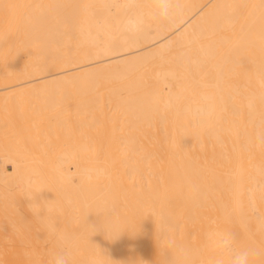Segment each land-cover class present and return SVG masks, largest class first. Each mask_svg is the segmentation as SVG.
I'll return each instance as SVG.
<instances>
[{"label":"bare ground","instance_id":"6f19581e","mask_svg":"<svg viewBox=\"0 0 264 264\" xmlns=\"http://www.w3.org/2000/svg\"><path fill=\"white\" fill-rule=\"evenodd\" d=\"M1 102L0 264H264V0H0Z\"/></svg>","mask_w":264,"mask_h":264},{"label":"clouds","instance_id":"9594fccd","mask_svg":"<svg viewBox=\"0 0 264 264\" xmlns=\"http://www.w3.org/2000/svg\"><path fill=\"white\" fill-rule=\"evenodd\" d=\"M233 237L227 234L220 242V247L229 254L228 264H249L250 252L248 250H236L232 246ZM50 264H70V256L66 252H58L51 258ZM211 264H225L222 257L211 261Z\"/></svg>","mask_w":264,"mask_h":264},{"label":"rangeland","instance_id":"374dc122","mask_svg":"<svg viewBox=\"0 0 264 264\" xmlns=\"http://www.w3.org/2000/svg\"><path fill=\"white\" fill-rule=\"evenodd\" d=\"M34 98H35L36 101H37V98H36V97H34ZM34 98H33V100H35ZM38 101H40V99H39ZM38 101H37V102H38ZM1 104H2V102L0 103V105H1ZM23 104H24V103H23ZM23 104H22V105H23ZM22 105H20L18 108H21ZM25 105H26V104H25ZM32 105H33V104H31L30 106H32ZM23 107H24V105H23ZM18 111H19V109H18ZM18 111H17V117H16V120H15L16 123H17L16 126H17V128H18L19 130H22V129L24 128V122H21V120L24 119V115L19 114ZM14 128H15V127H14ZM17 128H16V129H17ZM8 168L11 169V167H9V166H8ZM19 182H20V181H19ZM19 182H17V184H18V185H21V184H19ZM20 183H21V182H20Z\"/></svg>","mask_w":264,"mask_h":264}]
</instances>
